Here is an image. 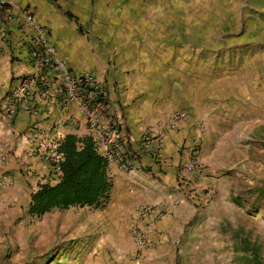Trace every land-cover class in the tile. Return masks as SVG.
I'll return each mask as SVG.
<instances>
[{"label": "rangeland", "instance_id": "374dc122", "mask_svg": "<svg viewBox=\"0 0 264 264\" xmlns=\"http://www.w3.org/2000/svg\"><path fill=\"white\" fill-rule=\"evenodd\" d=\"M151 6L162 8L150 24L166 32L172 51L153 69L156 110L143 132L184 112L203 165L202 174L188 173L203 177L199 186L161 200L176 201L163 216L182 204L173 218L172 264H264V0ZM180 46L187 47L182 56ZM12 186L11 179L0 190V264H89L98 238L112 233L105 214L90 207L31 217V184Z\"/></svg>", "mask_w": 264, "mask_h": 264}, {"label": "crops", "instance_id": "0c3cea01", "mask_svg": "<svg viewBox=\"0 0 264 264\" xmlns=\"http://www.w3.org/2000/svg\"><path fill=\"white\" fill-rule=\"evenodd\" d=\"M162 1L8 0L5 7L8 13H0L4 28L2 40L0 36V97L15 85L17 76L34 71L27 54L30 28L17 13L18 5L28 7L35 20L48 28L51 41L74 71H89L98 80L114 84L110 98L116 106V114L119 112L123 116L125 130L132 139L129 148L136 153L137 159L129 171L116 164L108 165L112 179L110 199L97 210L105 214L112 233L98 238V253L89 259V264H134L131 229L136 207L168 197L181 198V193L199 186L203 180L202 176L181 171L197 134L188 121L180 122L174 129L154 128L163 135L159 162L153 157V147L143 149L139 142L156 110L149 91L150 85L157 80L153 69L164 67L161 63L171 57L172 51L165 42L166 32L150 24L154 16L162 13V8L156 11L151 5ZM64 11L70 12L75 19L68 18ZM78 24L88 30L89 40L80 33ZM149 34L156 39L151 40ZM92 48L99 50L93 52ZM177 51L182 56L187 47L180 46ZM38 106L36 115L19 111L11 121L0 118V155H5L3 168L12 179V189L20 190L29 183L30 194L38 184L56 178L58 172L37 152H32L37 142H32L31 132L34 129L43 132L44 138L40 140L46 146L50 140L58 142L67 134L89 135L84 117L75 104L61 108L53 101H39ZM69 118L76 122L74 126L68 123ZM54 125H58L56 129H52ZM181 206L150 223L144 264H172V224Z\"/></svg>", "mask_w": 264, "mask_h": 264}, {"label": "built area", "instance_id": "2783aa9c", "mask_svg": "<svg viewBox=\"0 0 264 264\" xmlns=\"http://www.w3.org/2000/svg\"><path fill=\"white\" fill-rule=\"evenodd\" d=\"M8 0H0V13L5 9ZM18 14L22 15L30 28V37L27 44V54L34 71L19 75L15 78V85L0 97V118L11 121L17 112L24 111L36 115L39 110V101H53L63 108L75 104L83 115L89 135L97 151L101 152L109 164H116L120 169L129 171L134 166L137 155L129 148L132 141L127 134L122 115L116 114V106L111 101L113 83L98 80L89 71H74L66 57L60 54L51 41L48 28L37 22L28 7L18 5ZM3 20L0 17V36H4ZM118 111V109H117ZM185 118L181 111L172 112L167 118V126L176 128ZM68 123L74 126L76 122L69 118ZM64 124V123H63ZM54 125L52 129H56ZM30 138L37 142L32 152L46 161L50 168L57 170L52 163L56 162V147L58 142L50 140L42 144L43 132L34 129ZM139 142L143 149L153 147L154 159L161 161L163 135L154 129L143 132ZM199 149L196 145L189 151L188 160L182 165L181 171L192 175L203 173V165L198 158ZM1 163L5 155H1ZM10 176L0 169V190L10 184ZM176 201H161L156 203L140 204L135 209V223L131 229L134 252V264L143 263V253L148 247L147 230L150 223L158 221L163 214L170 210Z\"/></svg>", "mask_w": 264, "mask_h": 264}, {"label": "trees", "instance_id": "16d2710c", "mask_svg": "<svg viewBox=\"0 0 264 264\" xmlns=\"http://www.w3.org/2000/svg\"><path fill=\"white\" fill-rule=\"evenodd\" d=\"M64 14L74 18L68 11ZM56 155V162L52 163L57 167L56 178L38 184L30 194L27 213L31 217L39 218L53 209H97L109 202V162L97 151L90 136L65 135L58 141Z\"/></svg>", "mask_w": 264, "mask_h": 264}]
</instances>
